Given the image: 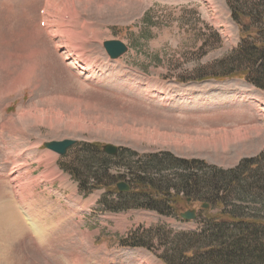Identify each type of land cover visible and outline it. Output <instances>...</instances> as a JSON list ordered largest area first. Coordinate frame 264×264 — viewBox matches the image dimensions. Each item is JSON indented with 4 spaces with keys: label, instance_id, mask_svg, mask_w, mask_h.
Here are the masks:
<instances>
[{
    "label": "rangeland",
    "instance_id": "1",
    "mask_svg": "<svg viewBox=\"0 0 264 264\" xmlns=\"http://www.w3.org/2000/svg\"><path fill=\"white\" fill-rule=\"evenodd\" d=\"M238 1L0 0V264H165L158 238L152 249L128 245L134 234L201 230L199 204L171 216L106 208L107 191H81L44 144L171 152L224 169L257 156L264 90L229 74L245 70L242 27L264 39V7L249 0L238 21ZM107 40L128 52L110 59ZM193 209L194 221L181 218Z\"/></svg>",
    "mask_w": 264,
    "mask_h": 264
},
{
    "label": "trees",
    "instance_id": "2",
    "mask_svg": "<svg viewBox=\"0 0 264 264\" xmlns=\"http://www.w3.org/2000/svg\"><path fill=\"white\" fill-rule=\"evenodd\" d=\"M264 7V0H259ZM252 3L230 4L233 19L241 21ZM264 23V10L260 12ZM264 36L257 29V32ZM242 42L235 52L245 70L229 77H244L264 90V39L249 38L242 27ZM205 77V76H204ZM216 79L227 78L224 76ZM203 79V78H202ZM199 80V79H197ZM97 142H78L61 163L86 194L105 189L102 204L110 210L145 209L162 215H176L181 207L199 204L203 227L197 232L163 231L134 234L131 246L152 249L154 238L165 252V264H264V150L244 158L233 168L224 169L201 159H184L171 152L141 155L119 148L117 156L103 151ZM129 177V179H126ZM127 192L117 184L125 182ZM116 196L114 199L110 198ZM112 202V203H111ZM247 202L255 206L246 205ZM208 204V208H203ZM217 209L216 213H212ZM128 237V236H127ZM132 238L121 240L122 244ZM148 241L151 245L144 242Z\"/></svg>",
    "mask_w": 264,
    "mask_h": 264
},
{
    "label": "water",
    "instance_id": "3",
    "mask_svg": "<svg viewBox=\"0 0 264 264\" xmlns=\"http://www.w3.org/2000/svg\"><path fill=\"white\" fill-rule=\"evenodd\" d=\"M103 46L112 60H117L118 58L125 55L129 48L128 46L121 40H107L103 43ZM77 141L72 139H65L61 141H50L44 144V147L50 149L60 155L65 156L69 149L76 145ZM103 150L110 154L117 156L119 153V148L112 144L103 145ZM119 191H128L130 189L129 185L125 182H120L118 184ZM204 207H208V205H204ZM197 217L196 210H188L181 214V218L184 220H193Z\"/></svg>",
    "mask_w": 264,
    "mask_h": 264
},
{
    "label": "bare ground",
    "instance_id": "4",
    "mask_svg": "<svg viewBox=\"0 0 264 264\" xmlns=\"http://www.w3.org/2000/svg\"><path fill=\"white\" fill-rule=\"evenodd\" d=\"M71 2V1H70ZM70 4V3H69ZM63 5V4H62ZM67 6V5H66ZM67 9V8H66ZM72 9V8H71ZM42 20H45V16L42 18ZM84 20V19H83ZM50 21V20H49ZM71 23H73V22H71ZM70 24V23H69ZM83 25V24H82ZM58 27V26H57ZM63 28V27H62ZM60 29V28H59ZM79 29V28H78ZM52 30V29H51ZM60 31V30H59ZM59 31H57V32H59ZM39 32V31H38ZM85 32V31H84ZM38 34V33H37ZM64 34V33H63ZM68 35V34H67ZM65 38V37H64ZM62 39V38H61ZM75 39V38H74ZM86 39V38H85ZM87 40V39H86ZM90 40V39H89ZM81 41V40H80ZM75 42V41H74ZM83 44V43H82ZM75 45V44H74ZM77 47V46H76ZM83 47V46H82ZM86 47V46H85ZM78 49V48H77ZM77 49H75L76 51H77ZM80 52V51H79ZM73 53H75V52H73ZM81 53V52H80ZM77 54V53H76ZM82 53H81V59L80 60H82V62H83V60H84V58L82 57ZM29 56V55H28ZM79 56V55H78ZM27 57V56H26ZM34 57V56H33ZM71 57V56H70ZM72 58V57H71ZM77 58V57H76ZM75 58V59H76ZM36 59V58H35ZM69 59V58H68ZM74 59V58H73ZM75 59H74V61H75ZM78 59V58H77ZM79 63V62H78ZM84 65V64H83ZM87 66V65H86ZM82 67V66H81ZM81 67H79V68H81ZM87 67H89V66H87ZM37 70V69H36ZM86 70V69H85ZM84 72V71H83ZM86 73V72H85ZM27 74V73H26ZM38 75H40V73H38ZM37 75V73H36V76H38ZM35 76V78H34V80L36 81V79H37V77ZM40 77H41V75L39 76V79H40ZM33 80V81H34ZM45 95V94H44ZM78 102V101H77ZM60 114H61V111H60ZM58 115H59V112H58ZM57 115V116H58ZM56 116V117H57ZM252 117V116H251ZM257 128V127H256ZM5 129V128H4ZM23 129V128H22ZM148 130V129H147ZM231 134V133H230ZM238 135V134H237ZM234 137V136H233ZM68 139V138H67ZM32 147V146H31ZM34 147V146H33ZM29 151H30V149H29ZM54 159V158H53ZM10 168V167H9ZM51 172V171H50ZM74 206V205H73ZM88 209V208H87ZM35 226V225H34ZM73 229V228H72ZM80 233V232H79ZM89 233V232H88ZM68 236V235H67ZM68 243V242H67ZM63 245V244H62ZM85 247V246H84ZM69 248V247H68ZM51 251V250H50ZM99 252V251H98ZM80 254V253H79ZM85 256H87V255H85ZM115 256V255H114ZM83 257V256H82ZM88 258V257H87ZM83 260V259H82ZM84 263V262H83Z\"/></svg>",
    "mask_w": 264,
    "mask_h": 264
},
{
    "label": "crops",
    "instance_id": "5",
    "mask_svg": "<svg viewBox=\"0 0 264 264\" xmlns=\"http://www.w3.org/2000/svg\"><path fill=\"white\" fill-rule=\"evenodd\" d=\"M102 193V192H101Z\"/></svg>",
    "mask_w": 264,
    "mask_h": 264
}]
</instances>
